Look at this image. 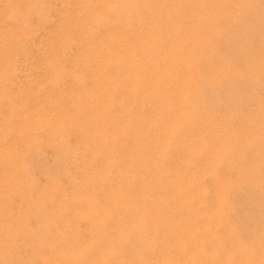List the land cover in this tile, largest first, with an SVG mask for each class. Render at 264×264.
<instances>
[{"label":"bare ground","instance_id":"6f19581e","mask_svg":"<svg viewBox=\"0 0 264 264\" xmlns=\"http://www.w3.org/2000/svg\"><path fill=\"white\" fill-rule=\"evenodd\" d=\"M91 1L0 40V264H264V0Z\"/></svg>","mask_w":264,"mask_h":264},{"label":"rangeland","instance_id":"374dc122","mask_svg":"<svg viewBox=\"0 0 264 264\" xmlns=\"http://www.w3.org/2000/svg\"><path fill=\"white\" fill-rule=\"evenodd\" d=\"M88 3H92L91 0H87ZM1 7V5H0ZM72 8L71 5V0H37L36 3L28 5L26 7L27 11L26 14L23 15L20 12H18L17 10L12 11L8 16H10L8 19H6L4 22L0 21V40L3 39V32L4 31H10L8 30V25L9 23H13L15 25H19V24H23L25 26L26 32H25V36L23 37H15V39L17 40V43L15 44V46H13L12 48L3 46V49H5L6 51H9L10 53V57L14 60L15 62V70H14V78L20 77L22 75L25 74H32V72L34 70H38L39 72H44L45 69L48 67L46 64V61H40L39 59H43V58H47L48 57V49L47 47L43 44V41L53 32V30L55 29V25H56V20L59 17V14L62 10H70ZM1 9H0V14H1ZM107 18V17H106ZM102 20H104L103 17H100L94 24L93 28H98L101 25ZM108 20V19H105ZM264 20V19H263ZM264 33V30H263ZM77 47V44L72 41L69 42L68 44H66V46H64L62 48V52H61V59L62 61H66L69 54L71 52H73L75 50V48ZM9 77V76H8ZM7 77V79H8ZM14 78H12L14 80ZM71 78V73L69 71H67L66 69H61L60 74H58V79L60 81H66L68 79ZM10 79V78H9ZM8 79V81H9ZM245 79L241 80L244 82H248L247 80L244 81ZM240 84L237 83L235 85H239L240 87L237 86L238 88V92L241 91L240 93V97H242L243 99L240 98L242 104L239 102V104H241L243 106V110L244 112L245 109L248 107V110H255V105H246L248 104L247 100V96H246V89L249 86H245L249 83H241ZM241 84H243V89L244 87L246 89L242 90L241 88ZM241 88V89H239ZM234 91V90H233ZM27 94H31L33 95L35 93V86H32L28 89ZM245 95V99L243 97V94ZM230 93L233 94L232 91H229V95ZM234 93H237L234 91ZM223 94V93H222ZM230 96H233V95ZM223 95H228V91L224 92ZM228 95V96H229ZM229 96V97H230ZM228 97V98H229ZM243 100L246 102L243 103ZM249 101V100H248ZM245 104V105H244ZM141 104L139 103V101L135 102V106L139 107ZM240 105V106H241ZM246 106V108L244 107ZM252 108H250V107ZM245 108V109H244ZM247 110V114H249V111ZM250 111V114L253 115L254 113H259L258 109L256 108L255 111ZM233 111V110H232ZM235 111V110H234ZM240 111V109L238 110ZM237 112V109L236 111ZM233 112V113H235ZM254 114L253 116L257 115ZM264 114V112H262ZM261 114V112L259 113ZM258 119H263L262 121V126H261V132H263V126H264V115H257ZM262 117V118H261ZM260 121V122H261ZM262 141L264 142V140L262 139ZM262 142V144L264 145V143ZM264 147V146H263ZM44 157H51L50 154L48 153H44ZM120 161V160H118ZM50 166H54V164H50ZM244 220V219H241ZM264 221V219H263Z\"/></svg>","mask_w":264,"mask_h":264}]
</instances>
